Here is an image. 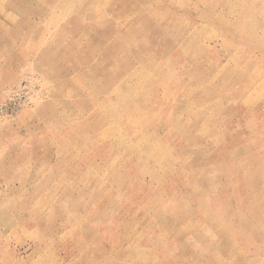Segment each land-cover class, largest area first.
<instances>
[{
  "label": "rangeland",
  "instance_id": "obj_1",
  "mask_svg": "<svg viewBox=\"0 0 264 264\" xmlns=\"http://www.w3.org/2000/svg\"><path fill=\"white\" fill-rule=\"evenodd\" d=\"M0 6V264H264V0Z\"/></svg>",
  "mask_w": 264,
  "mask_h": 264
},
{
  "label": "bare ground",
  "instance_id": "obj_2",
  "mask_svg": "<svg viewBox=\"0 0 264 264\" xmlns=\"http://www.w3.org/2000/svg\"><path fill=\"white\" fill-rule=\"evenodd\" d=\"M134 101H135V100H134ZM107 134H108V133H107ZM104 135H105V134H104ZM108 135H109V134H108ZM107 137H108V136H107ZM104 140H105V139H104ZM105 144H106V142H105ZM98 151H100V153H101V150H98ZM98 153H99V152H98ZM100 153H99V154H100Z\"/></svg>",
  "mask_w": 264,
  "mask_h": 264
},
{
  "label": "crops",
  "instance_id": "obj_3",
  "mask_svg": "<svg viewBox=\"0 0 264 264\" xmlns=\"http://www.w3.org/2000/svg\"><path fill=\"white\" fill-rule=\"evenodd\" d=\"M2 1V0H1ZM1 1H0V3H1ZM2 6H0V8H1Z\"/></svg>",
  "mask_w": 264,
  "mask_h": 264
},
{
  "label": "built area",
  "instance_id": "obj_4",
  "mask_svg": "<svg viewBox=\"0 0 264 264\" xmlns=\"http://www.w3.org/2000/svg\"><path fill=\"white\" fill-rule=\"evenodd\" d=\"M2 107H5V106H2Z\"/></svg>",
  "mask_w": 264,
  "mask_h": 264
}]
</instances>
